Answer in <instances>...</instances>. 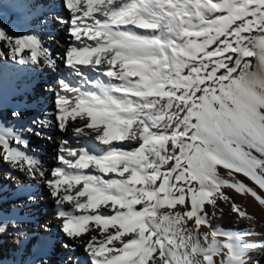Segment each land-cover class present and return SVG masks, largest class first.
<instances>
[{
	"label": "snow or ice",
	"instance_id": "1",
	"mask_svg": "<svg viewBox=\"0 0 264 264\" xmlns=\"http://www.w3.org/2000/svg\"><path fill=\"white\" fill-rule=\"evenodd\" d=\"M10 3L35 23L20 35L0 25V72L7 63L55 72L59 61L68 76L56 80L54 110L44 113L52 120L0 117L4 179L42 180L67 240L106 233L83 243L86 260L64 243L61 264H248L250 245L212 228L205 206L230 199L225 187L264 206V195L235 178L264 191V0H59L68 19L54 3L35 16L34 0ZM49 13L68 26L62 53L41 33ZM53 123L77 144L102 147L64 139L46 172L29 137ZM125 142L136 146L124 150ZM232 211L249 218L235 202ZM25 223L0 218V237L11 230L30 240ZM31 257L26 264H52L43 248Z\"/></svg>",
	"mask_w": 264,
	"mask_h": 264
},
{
	"label": "bare ground",
	"instance_id": "2",
	"mask_svg": "<svg viewBox=\"0 0 264 264\" xmlns=\"http://www.w3.org/2000/svg\"><path fill=\"white\" fill-rule=\"evenodd\" d=\"M2 2L4 6L0 9V25L7 28L13 35L24 34L32 28L35 23L34 20L31 18L26 20L19 13V10L10 3V0H2ZM34 3L36 4L34 16L40 12H48L46 5L54 3L56 6L55 13H59L68 19V14L60 8L59 0H34ZM55 13H49L50 24L47 29H41V33L44 35L46 45L51 46L54 53H62L69 42L68 26L56 24L54 21ZM48 32L52 33L54 39L46 34ZM245 59L251 60L253 63L256 61L255 57ZM81 67L86 68V66ZM91 75L95 76L96 73H91ZM60 76L67 77L68 69L59 61L55 72L47 68L40 70L21 67L12 63L4 64L3 71L0 72V117L9 125L25 124L36 115H39L41 119L52 120V116L45 117L44 113H50L54 110L53 96L50 92L57 88L56 80ZM27 91L28 95H25ZM26 101L38 105L33 107L32 104H29L25 108ZM13 109L22 110L25 120L11 121L9 113ZM37 131L42 132L43 135L41 137L35 135L29 137L31 140L29 151L42 161V166L46 172L58 166L56 161L58 146L64 139H69L72 147L88 144L89 150L92 151L102 147L83 138H81L80 144H77L72 139L70 130L61 132L54 123L46 128L38 127ZM47 137H51V139H47ZM121 146L124 150H130L136 145L125 142ZM7 170V165L0 164V218L8 219L16 216L28 221L25 223L24 229L27 231L30 240L17 236L11 230L0 237V253H2L0 264H26V261L32 258L31 253H34L38 247L48 251L52 264H61V258L67 251L62 247L64 243L74 244L77 248V255L82 260H86L83 243L91 239L93 235L98 240V234L89 231L83 234L82 240H67L57 227L61 221L56 216L55 202L49 195V190L44 186L43 181L39 178L35 181H29L18 172L13 173L14 176L18 177L16 181L4 179ZM220 175L224 179H232L227 175V170L220 169ZM235 178L253 187L258 194L264 195V191L259 190L258 186L241 174H235ZM20 186H24L26 190H21ZM223 191L230 199L220 198L215 207L205 206L212 228L218 231H231L240 234L245 243L250 245L249 255L251 259H249L248 264H264V206L260 205L250 195H241L231 187H225ZM29 197H34V199ZM233 202L239 204L242 210L247 212L249 218H241L234 213L232 211ZM65 207H69V205L66 204ZM140 207L137 205L138 209ZM179 207L177 205V208ZM201 227L203 231L210 230L203 225Z\"/></svg>",
	"mask_w": 264,
	"mask_h": 264
},
{
	"label": "rangeland",
	"instance_id": "3",
	"mask_svg": "<svg viewBox=\"0 0 264 264\" xmlns=\"http://www.w3.org/2000/svg\"><path fill=\"white\" fill-rule=\"evenodd\" d=\"M213 2H216V0H213ZM255 63H256V61H255L253 64H255ZM25 93H26L25 95H28V91L25 92ZM50 93H51V95L53 96L52 99H54L53 91H51ZM29 102H30V101H26V102H25V105H24L25 108L28 107L29 104H32V103H29ZM37 105H38V104H36V103H33V104H32L33 107H36ZM31 136H32V135H31ZM37 139H38V138H37ZM109 177L119 178V177L117 176V174H109L108 176H105V179H108ZM136 207H137V206H136ZM137 209H138V208H137ZM56 216H57V215H56ZM90 231H92L93 233H97V234H98V240H103V239L105 238V236H106V233L101 234L100 230H99V229H96V228H91ZM108 231H113V229H112L111 227H109ZM101 235H102V236H101ZM99 238H101V239H99ZM113 243H116V242L114 241ZM108 246L110 247V245H108ZM1 254H2V253H0V255H1ZM3 255H5V254H3Z\"/></svg>",
	"mask_w": 264,
	"mask_h": 264
}]
</instances>
